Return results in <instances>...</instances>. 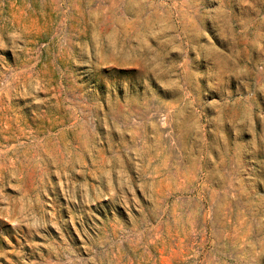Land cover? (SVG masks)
I'll use <instances>...</instances> for the list:
<instances>
[{
	"label": "rangeland",
	"instance_id": "rangeland-1",
	"mask_svg": "<svg viewBox=\"0 0 264 264\" xmlns=\"http://www.w3.org/2000/svg\"><path fill=\"white\" fill-rule=\"evenodd\" d=\"M0 264H264V0H0Z\"/></svg>",
	"mask_w": 264,
	"mask_h": 264
}]
</instances>
